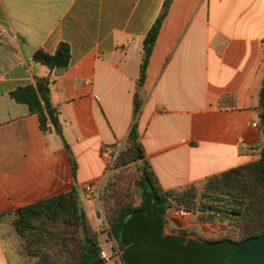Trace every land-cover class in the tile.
<instances>
[{"label": "crops", "instance_id": "obj_1", "mask_svg": "<svg viewBox=\"0 0 264 264\" xmlns=\"http://www.w3.org/2000/svg\"><path fill=\"white\" fill-rule=\"evenodd\" d=\"M164 1L0 0V264L29 257L13 212L74 186L86 199L134 125L165 190L260 158L264 0H172L140 79L143 42ZM61 42L68 65L50 70L34 60ZM49 74L61 133L49 120L42 129L12 96ZM179 211L164 228L199 239L179 231L192 216Z\"/></svg>", "mask_w": 264, "mask_h": 264}, {"label": "trees", "instance_id": "obj_2", "mask_svg": "<svg viewBox=\"0 0 264 264\" xmlns=\"http://www.w3.org/2000/svg\"><path fill=\"white\" fill-rule=\"evenodd\" d=\"M171 2L172 0L164 1L161 13L144 39L140 79H143ZM33 56L35 61L53 70L55 67L68 65L70 47L68 43L61 42L54 53L38 49ZM52 82L50 74L35 77L32 84L19 87L12 92V96L39 115L42 129L46 128L49 120L61 133L58 111L52 106L49 95ZM141 101L139 98L135 101L136 114L140 110ZM260 108L264 119V85L261 89ZM113 166L116 170L104 180L100 200L105 208L111 233L122 235L123 240L126 239L125 243H118L123 250V257H126L125 261L132 247L130 242L133 232L127 233L129 221L136 216L141 218L142 211L145 210L143 199L146 195L153 196L150 197V204L154 205L150 215L153 228L147 230V235L152 236L158 227L164 226L165 218L173 208L188 211L199 209L206 214L204 220L211 223L219 215L232 216L241 237L235 240L207 239L209 242H241L264 233V146L260 158L253 162L212 175L200 184L165 190L145 158L144 149L138 141L137 127L134 125L127 144L116 156ZM136 197L142 199L140 204H136ZM13 215V227L22 238L25 252L32 258L31 264H94L102 260L101 244L90 226L78 186L68 192L19 207ZM137 222L132 223L134 228L138 227Z\"/></svg>", "mask_w": 264, "mask_h": 264}, {"label": "water", "instance_id": "obj_3", "mask_svg": "<svg viewBox=\"0 0 264 264\" xmlns=\"http://www.w3.org/2000/svg\"><path fill=\"white\" fill-rule=\"evenodd\" d=\"M153 209L154 205L150 204V214L138 218L127 262L121 256L123 264H264V233L241 242H209L170 235L163 226L151 236L147 230L153 228L150 216ZM94 264L106 263L101 260Z\"/></svg>", "mask_w": 264, "mask_h": 264}, {"label": "rangeland", "instance_id": "obj_4", "mask_svg": "<svg viewBox=\"0 0 264 264\" xmlns=\"http://www.w3.org/2000/svg\"><path fill=\"white\" fill-rule=\"evenodd\" d=\"M125 145L126 144H124L121 147L119 153L124 149ZM115 170L116 169L112 165L110 169L108 170L106 177L107 175L112 174ZM106 177L100 183V186H95L93 187L92 191H89L88 193L89 196H87L86 199L83 198V203H84V207L86 209L87 215H88L90 226L99 238L101 249L104 250L110 257V263L108 264H123V261H122L123 250L120 248L118 243L119 241H121L122 243H125L126 239L123 240L122 235L116 236V234L114 235L113 233H111V226L108 221V217L106 215V211L103 206V203L100 200V189ZM151 196L152 195H146L144 196V199H143L145 202V210L142 211V215L145 217L150 214V200H151L150 197ZM141 201H142L141 198L139 197L135 198L136 204H140ZM174 210L179 211L178 208H173L172 210L168 212L167 216H169L170 213H172V211ZM190 212L192 213V216H190L191 218L190 220L188 219L187 225L182 229V231L185 232L186 236L188 235L196 236L197 238L201 240H207V239L216 240V239H222V238H230V239L235 240L241 237L238 233V229L235 224L236 222L232 216L231 217H221L219 215L218 217H216L215 221L211 223V222L204 220V217L206 216V214L199 209H195L192 211H188V210L186 211L184 209V210H180L178 213L179 215H182L184 213L187 214ZM137 218L138 216L133 218L132 221L130 219L129 221L130 226L128 227V230H127L128 234H131V232L134 230V225H132V223L133 222L136 223ZM198 222L199 223L205 222V223L211 224L212 225L211 227L214 229L213 232H210V233L204 232L200 228L199 225H196ZM165 231L168 234L170 233V228L168 227V224L166 225ZM123 258L124 260L126 259V257H123ZM31 263H32L31 257H25L22 260V264H31Z\"/></svg>", "mask_w": 264, "mask_h": 264}, {"label": "built area", "instance_id": "obj_5", "mask_svg": "<svg viewBox=\"0 0 264 264\" xmlns=\"http://www.w3.org/2000/svg\"><path fill=\"white\" fill-rule=\"evenodd\" d=\"M255 125H257V124H255ZM122 146H123L122 144L119 145V148H118L117 154H116V155L114 156V158L112 159V162L115 161V158H116V156L119 154V151H120V149H121ZM100 257H101L102 260L105 261L106 264L110 263V257H109L108 254H107L104 250H102V249H101V252H100Z\"/></svg>", "mask_w": 264, "mask_h": 264}]
</instances>
